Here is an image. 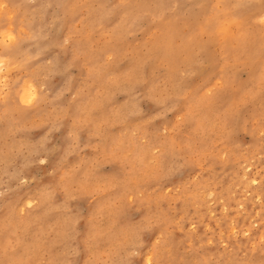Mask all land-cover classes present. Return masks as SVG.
<instances>
[{"label": "clouds", "instance_id": "clouds-1", "mask_svg": "<svg viewBox=\"0 0 264 264\" xmlns=\"http://www.w3.org/2000/svg\"><path fill=\"white\" fill-rule=\"evenodd\" d=\"M0 264H264V0H0Z\"/></svg>", "mask_w": 264, "mask_h": 264}]
</instances>
